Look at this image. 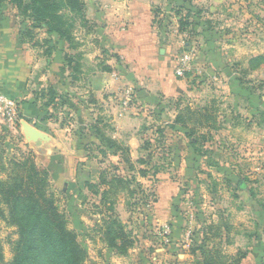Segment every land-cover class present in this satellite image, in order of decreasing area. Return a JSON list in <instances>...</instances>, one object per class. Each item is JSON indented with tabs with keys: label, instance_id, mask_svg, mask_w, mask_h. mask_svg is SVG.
<instances>
[{
	"label": "rangeland",
	"instance_id": "rangeland-1",
	"mask_svg": "<svg viewBox=\"0 0 264 264\" xmlns=\"http://www.w3.org/2000/svg\"><path fill=\"white\" fill-rule=\"evenodd\" d=\"M108 1L86 0V16L93 26H82L77 20V48L49 34L46 26L34 29L29 44L39 64L38 77L31 83L35 124L54 139L25 146L21 124L0 118L7 160L32 151L36 161L49 169L50 191L87 251L84 264H202L198 247L205 237L209 246L221 240L225 255L247 252L254 221L250 208L264 200V165L249 155L260 145L257 141L263 142L264 0H141L151 6L153 16L152 33L145 43H156V56L164 63L168 57L175 76L190 88V96H181L183 105L220 109L216 125L221 127L212 132L203 129L207 139L195 135L202 154L195 151L186 130L170 127L177 98L164 99L162 108L145 98L152 91L143 88L140 78L153 76H145L141 53L130 54L127 60L107 46L109 24L103 14ZM16 12L10 4H0V20L15 22L24 31ZM182 17L188 21L183 31ZM76 54L82 56L80 71L70 72L68 60ZM189 54L191 69L178 76L179 61ZM92 55L94 66H88L84 60ZM95 70L113 76L106 102L101 90L88 87ZM117 105L126 108L121 122L109 117L111 106ZM97 118L103 119L100 126L111 125L103 127L110 137L129 148L130 166L120 153L103 149L91 136ZM106 169L129 177L130 188L136 190L133 195L119 192L115 198L114 215L134 239L127 254L108 248L103 232L104 214L109 212L99 206L97 184ZM254 189L259 197L252 196ZM0 223L5 255L0 264H11L17 228Z\"/></svg>",
	"mask_w": 264,
	"mask_h": 264
},
{
	"label": "trees",
	"instance_id": "trees-1",
	"mask_svg": "<svg viewBox=\"0 0 264 264\" xmlns=\"http://www.w3.org/2000/svg\"><path fill=\"white\" fill-rule=\"evenodd\" d=\"M2 3H8L17 9V15L25 25L21 33L24 43L33 42L35 28L46 26L49 34L55 33L60 40L67 42L70 48H77V20H81L82 26H93L86 16V0H0V4ZM183 7L184 5L180 6L178 11ZM186 18L180 19L181 31L188 23L184 22ZM81 58L82 56L77 54L69 57L70 72L80 71ZM256 60L257 58L252 59V64ZM49 91L53 93L52 89ZM180 99L182 100V97L175 102L176 116L170 127L186 130L195 151L202 154V146L196 143L198 138L195 135L199 134L202 139H207L206 134L201 133L203 129L212 132L213 129L221 127L216 125L219 109L213 110L212 106L183 105ZM99 119L97 118L91 126L95 137L103 145V149L108 148L117 154L120 153L124 162L130 166L129 148L120 144L116 138L110 137L103 127L110 129L111 125L104 123L100 126L103 119ZM111 131H114V128ZM161 133L164 131L161 130ZM4 142V138L0 137V222L5 221L8 226H16L15 233L18 235L12 243L14 254L11 264H84L87 251L78 241V234L69 227L66 213L59 209L54 193L50 191L49 169L36 161L32 151L20 152L18 156L7 160ZM140 163L145 161L141 160ZM140 172L143 175L146 173L144 169H140ZM131 184L129 177L107 169L101 173L100 182L97 184L101 192L99 206L109 212L104 214L106 219H103L105 240L108 248L119 254H127L128 249L134 245V239L131 232L126 230V225L114 215L115 198L123 191L132 195L136 193L135 189L130 188ZM205 240L198 247L203 258L202 264H241L247 256V252L243 250L234 255H225L220 249L221 240L212 246L206 245ZM4 257L0 223V263L4 261Z\"/></svg>",
	"mask_w": 264,
	"mask_h": 264
},
{
	"label": "crops",
	"instance_id": "crops-1",
	"mask_svg": "<svg viewBox=\"0 0 264 264\" xmlns=\"http://www.w3.org/2000/svg\"><path fill=\"white\" fill-rule=\"evenodd\" d=\"M108 2L107 4L109 7L105 14H103L108 18L107 23L109 24L105 27L109 36L106 44L107 46L112 45L119 56L123 58L127 56V60L130 54L135 55L137 51L141 53L142 61L145 62V76H153V79L144 78V75L140 78L142 79L141 84H143V88L150 87L152 91L151 93L145 94V98L149 100V102L157 101L155 103L157 104V108H162L161 106L165 105L164 99H178L179 96V98H181L183 95H189L190 88L187 82L175 76V69L169 66L168 57H165V60L166 58L167 60L166 63H164V59H159L156 56V43H145L148 35L152 33L153 16L151 6L146 5L141 0H110ZM16 15L17 12L14 15L15 18L17 17ZM20 26L21 25L15 22L11 23L10 20H0V94L20 102V124L25 119L36 126L37 115H35L34 112L35 104L32 99L33 88L31 83L38 77V71H36V69L39 64L32 51L31 45L22 42V29H20ZM91 45L93 46L92 43ZM160 50L163 52L162 49ZM90 51L91 49L89 48L88 53ZM143 52L145 53L143 54ZM94 59L95 55H92L87 60L85 59L84 62L88 64V66H94ZM113 80V76L110 72L95 70L87 83L88 87H91L93 91L96 89L101 90L103 93L101 99L103 102H106L110 99V96L105 92L110 90ZM123 101L124 104H126L127 99ZM119 105L115 107L111 106V112H109L111 114L109 117L116 122H121L126 117L124 116L126 108H120ZM218 114L220 115L221 113L218 112ZM249 120L251 121L252 119ZM49 136L52 140L54 139L52 135ZM91 136L94 139L96 138L93 130ZM24 139L25 146H29L28 144L33 143L27 142L25 137ZM260 140H263V142L257 141L260 145L254 146V149H249L253 151V153L249 152V155L251 156L250 159L255 160V162L260 161L264 165V130L262 131ZM42 143L44 142L42 141ZM34 144L37 143L34 142ZM31 146L32 145H30V147ZM253 176L254 180L257 179L255 173ZM250 192L253 197H259L257 189ZM255 198L254 201H256ZM250 210L254 216L253 227H250L253 229L250 232L251 236L249 238L247 256L243 259L241 264H264V200L262 204L254 202Z\"/></svg>",
	"mask_w": 264,
	"mask_h": 264
},
{
	"label": "built area",
	"instance_id": "built-area-1",
	"mask_svg": "<svg viewBox=\"0 0 264 264\" xmlns=\"http://www.w3.org/2000/svg\"><path fill=\"white\" fill-rule=\"evenodd\" d=\"M193 57L191 54L185 55L179 61L176 68L178 76H184L191 69ZM20 102L16 99L0 94V118L10 121L13 125L20 123L19 117Z\"/></svg>",
	"mask_w": 264,
	"mask_h": 264
},
{
	"label": "water",
	"instance_id": "water-1",
	"mask_svg": "<svg viewBox=\"0 0 264 264\" xmlns=\"http://www.w3.org/2000/svg\"><path fill=\"white\" fill-rule=\"evenodd\" d=\"M22 132L24 137L26 138L27 142H37L39 140L43 141L44 143H48L51 141V137L49 134L41 131L36 126L31 124L30 122L23 120L21 122Z\"/></svg>",
	"mask_w": 264,
	"mask_h": 264
}]
</instances>
